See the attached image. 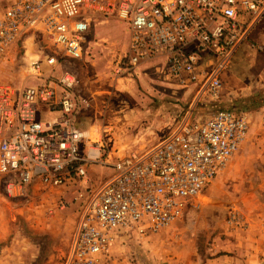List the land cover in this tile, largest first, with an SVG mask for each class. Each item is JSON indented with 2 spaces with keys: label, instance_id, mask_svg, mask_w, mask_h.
<instances>
[{
  "label": "built area",
  "instance_id": "built-area-1",
  "mask_svg": "<svg viewBox=\"0 0 264 264\" xmlns=\"http://www.w3.org/2000/svg\"><path fill=\"white\" fill-rule=\"evenodd\" d=\"M109 17L130 31L128 51L114 67L117 77H132L151 63L158 77L184 91L199 89L216 104L232 52L264 23V0L11 3L0 17V55L17 39L38 33L56 51L46 60L49 74L32 60L21 89H0V183L9 197H24L30 186L60 188L82 177L108 149L103 140L91 142L77 123L89 104L76 92L78 77L54 71L64 59H83L94 23ZM42 110L54 114L53 120L41 121ZM196 111L182 114L176 128L152 148L133 150L113 164L103 162L115 173L87 208L63 264H107L119 232L158 233L170 227L218 177L245 142L249 122L228 109Z\"/></svg>",
  "mask_w": 264,
  "mask_h": 264
},
{
  "label": "rangeland",
  "instance_id": "rangeland-1",
  "mask_svg": "<svg viewBox=\"0 0 264 264\" xmlns=\"http://www.w3.org/2000/svg\"><path fill=\"white\" fill-rule=\"evenodd\" d=\"M14 1L0 0V17ZM90 39L83 59H64L54 73L78 77L76 92L89 104L77 123L91 142L103 140L108 149L99 162L85 167L82 177L57 189L30 186L24 197L12 198L0 183V264H63L87 208L115 173L103 162L113 164L133 150L152 148L194 108L244 114L249 122L245 142L218 177L189 201L181 219L158 233L119 232L106 263L264 264V23L232 52L216 104L208 103L199 89L184 91L166 82L151 65L132 77H117L114 67L130 42L124 22L97 19ZM55 51L43 33L17 39L0 55V89H21L32 60H39L43 74H49L46 60ZM54 117L42 110L40 119Z\"/></svg>",
  "mask_w": 264,
  "mask_h": 264
},
{
  "label": "crops",
  "instance_id": "crops-1",
  "mask_svg": "<svg viewBox=\"0 0 264 264\" xmlns=\"http://www.w3.org/2000/svg\"><path fill=\"white\" fill-rule=\"evenodd\" d=\"M127 50V49H126ZM147 65H152L151 63H148Z\"/></svg>",
  "mask_w": 264,
  "mask_h": 264
},
{
  "label": "bare ground",
  "instance_id": "bare-ground-1",
  "mask_svg": "<svg viewBox=\"0 0 264 264\" xmlns=\"http://www.w3.org/2000/svg\"><path fill=\"white\" fill-rule=\"evenodd\" d=\"M88 135H89V133H88Z\"/></svg>",
  "mask_w": 264,
  "mask_h": 264
}]
</instances>
